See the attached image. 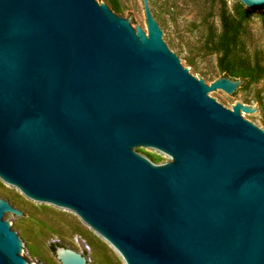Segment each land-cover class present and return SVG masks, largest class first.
Here are the masks:
<instances>
[{
	"label": "water",
	"instance_id": "95a60500",
	"mask_svg": "<svg viewBox=\"0 0 264 264\" xmlns=\"http://www.w3.org/2000/svg\"><path fill=\"white\" fill-rule=\"evenodd\" d=\"M142 2L146 25L113 0H0V180L124 264H264V128L245 116L260 112L215 99L250 84L194 76L162 4ZM40 215L0 194V264H49L20 226ZM59 242L60 264L97 259Z\"/></svg>",
	"mask_w": 264,
	"mask_h": 264
},
{
	"label": "rangeland",
	"instance_id": "374dc122",
	"mask_svg": "<svg viewBox=\"0 0 264 264\" xmlns=\"http://www.w3.org/2000/svg\"><path fill=\"white\" fill-rule=\"evenodd\" d=\"M102 1L107 3L110 0ZM158 1L162 6L160 11L154 9L156 15L172 31L171 43L197 78H203V67L209 70L207 77L210 82L224 75L218 63L219 52L214 49L217 35L222 29L223 11L236 28L237 39L232 63L238 71H245L248 65L264 66V12L252 10L240 0ZM113 2L124 17L135 18L138 15V24L145 23L142 0ZM227 75L229 77L231 74ZM246 81L250 85L238 97L226 93L215 99L227 102L230 108L236 101L245 100L260 112L256 117L245 116L264 128V73L247 78ZM0 194L13 198L25 212L41 214L37 219L28 216L20 224L33 244V259L43 261L45 257L49 264H60L50 244L53 241L70 240L91 252L97 258L94 264H124L109 243L73 212L36 205L1 180ZM77 239L84 243L81 245Z\"/></svg>",
	"mask_w": 264,
	"mask_h": 264
},
{
	"label": "trees",
	"instance_id": "16d2710c",
	"mask_svg": "<svg viewBox=\"0 0 264 264\" xmlns=\"http://www.w3.org/2000/svg\"><path fill=\"white\" fill-rule=\"evenodd\" d=\"M222 20V29L221 32L217 35L214 49L219 52L218 63L219 66L224 72V75L231 74L233 76H238L243 82L247 78H253L260 76L264 73L263 65H248L245 71H238L235 65L232 63L235 55V47H236V28L230 22L228 15L223 13L221 14ZM239 72L238 74H236ZM53 250L54 243L50 244Z\"/></svg>",
	"mask_w": 264,
	"mask_h": 264
},
{
	"label": "bare ground",
	"instance_id": "6f19581e",
	"mask_svg": "<svg viewBox=\"0 0 264 264\" xmlns=\"http://www.w3.org/2000/svg\"><path fill=\"white\" fill-rule=\"evenodd\" d=\"M78 240V242L82 245L84 242L82 241V240H80V239H77Z\"/></svg>",
	"mask_w": 264,
	"mask_h": 264
}]
</instances>
